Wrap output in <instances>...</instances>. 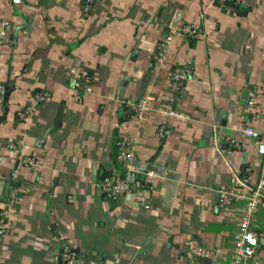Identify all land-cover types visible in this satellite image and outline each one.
I'll return each mask as SVG.
<instances>
[{"label":"crops","instance_id":"1","mask_svg":"<svg viewBox=\"0 0 264 264\" xmlns=\"http://www.w3.org/2000/svg\"><path fill=\"white\" fill-rule=\"evenodd\" d=\"M83 1L0 0L10 23L0 38V264H60L64 244L82 264H230L241 206L220 210L215 189L258 177L256 141L241 128L264 132V0H90L84 12ZM174 17L203 34L175 32L156 65L152 53ZM175 65L186 76L172 89ZM86 74L91 90L75 94ZM36 89L49 100L17 116ZM142 95L149 109L129 118L122 101ZM158 105L189 118L165 117ZM126 135L138 139L136 178L153 175L137 201L104 202L97 183L106 168L120 169L114 141ZM7 141L36 165L20 162ZM6 182L18 186L16 205ZM254 213L259 238L242 264H264V204ZM191 237L221 254L194 258Z\"/></svg>","mask_w":264,"mask_h":264},{"label":"built area","instance_id":"2","mask_svg":"<svg viewBox=\"0 0 264 264\" xmlns=\"http://www.w3.org/2000/svg\"><path fill=\"white\" fill-rule=\"evenodd\" d=\"M90 7V0H84L82 10L87 11ZM10 29V23L7 20L0 19V38ZM182 32L187 35H202V31L195 25L179 23L170 29L157 41L155 51L152 53L153 63L161 64L167 57L170 42L175 32ZM169 85L172 89L179 86L180 81L186 76V71L181 66L175 65L170 68ZM91 90V77L81 75L75 80L72 92L75 94ZM253 91V90H252ZM247 97L246 105L253 106L255 100L253 92ZM6 84L0 81V105L4 103L6 97ZM50 92L46 89H36L33 91L32 102L28 105L18 108L16 115L23 118L30 112L33 107L49 100ZM121 106L126 111L129 118L139 119L145 111L149 109L146 102V96L142 95L137 99L123 100ZM155 110L165 117H172L178 120H187L189 115L179 109H172L163 106H156ZM241 133L246 137L253 138L256 141V152L259 158V169L257 180L254 184H247L244 178L240 179L238 186H218L215 189L218 196L217 206L220 210H228L236 203H240V214L237 217L235 232L232 234L231 242V261L230 264H242L251 260L255 247L258 242L259 234L251 229L250 222L254 212L260 204H264V132H259L251 125H245L241 128ZM162 129L158 131V136H162ZM138 139L135 135H126L115 139V162L120 165L106 168L101 174L97 183L99 197L102 201H118L129 195L134 201L142 194L143 187L153 175V171L146 169L143 171L146 181H140L136 178L139 168L133 162L135 146ZM231 143H235L230 139ZM11 151L15 153L17 159L31 167L36 165L35 155L24 154L18 142L7 141L5 143ZM20 198L18 186L11 185L7 194V201L11 206L16 205ZM187 250L194 257H204L208 260L215 261L221 254V249L206 248L200 244L198 239L191 237L187 244ZM60 264H82L81 258L76 250L64 244L60 250Z\"/></svg>","mask_w":264,"mask_h":264},{"label":"water","instance_id":"3","mask_svg":"<svg viewBox=\"0 0 264 264\" xmlns=\"http://www.w3.org/2000/svg\"><path fill=\"white\" fill-rule=\"evenodd\" d=\"M176 22H177V17H174V19H173V21L171 23V26L174 27V25L176 24ZM146 72L149 73V68L146 69ZM147 77H148L147 74L143 76V78L141 80V83H140V86H139V89H138L139 92L141 91V88H143V86L145 85L146 80H147ZM61 109H62L61 106H59L58 107V112H57V115H56V118H55V121H54V125L57 124V122H58V120H59V118L61 116V113H62V110ZM135 165H137V164L135 163ZM8 189H9V183L6 182V185H5V194L8 192ZM124 198H125L126 202H128L129 204L132 203L131 202V198H130L129 195H125Z\"/></svg>","mask_w":264,"mask_h":264}]
</instances>
